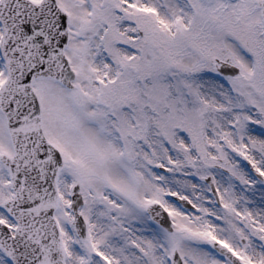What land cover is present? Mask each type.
Instances as JSON below:
<instances>
[{
	"label": "snow or ice",
	"instance_id": "1",
	"mask_svg": "<svg viewBox=\"0 0 264 264\" xmlns=\"http://www.w3.org/2000/svg\"><path fill=\"white\" fill-rule=\"evenodd\" d=\"M0 264H264V0H0Z\"/></svg>",
	"mask_w": 264,
	"mask_h": 264
}]
</instances>
